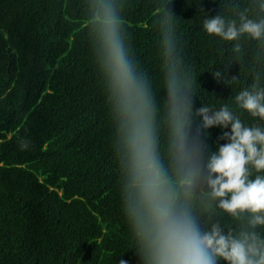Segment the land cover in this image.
<instances>
[{
    "label": "trees",
    "instance_id": "trees-1",
    "mask_svg": "<svg viewBox=\"0 0 264 264\" xmlns=\"http://www.w3.org/2000/svg\"><path fill=\"white\" fill-rule=\"evenodd\" d=\"M89 2L0 0V264H140L122 210L115 124L86 32ZM234 4L242 9L249 0H171L167 9L177 16L178 51L195 77L194 111L227 103L251 124L255 118L234 97L264 73V46L242 40L236 54L201 24L204 12L232 17L239 10ZM155 7L156 0H122L132 53L155 96L167 164L165 61ZM227 130L203 129L194 118L204 159L226 142ZM209 215L225 229L238 223L219 209Z\"/></svg>",
    "mask_w": 264,
    "mask_h": 264
},
{
    "label": "clouds",
    "instance_id": "clouds-1",
    "mask_svg": "<svg viewBox=\"0 0 264 264\" xmlns=\"http://www.w3.org/2000/svg\"><path fill=\"white\" fill-rule=\"evenodd\" d=\"M170 2L156 0L153 17L165 61L167 164L160 153L155 96L132 53L122 0H90L85 17L115 124L125 181L122 210L135 237L134 252L140 264H264V73L257 72L234 97L255 122L244 123L227 103L194 111L195 77L179 54ZM234 8L239 10L230 18L204 12L203 31L230 42L236 54L242 40L264 46V0ZM213 76L220 78L221 71ZM197 116L203 129H228L221 136L226 142L206 159L192 132ZM216 209L238 223L225 229L209 215Z\"/></svg>",
    "mask_w": 264,
    "mask_h": 264
}]
</instances>
